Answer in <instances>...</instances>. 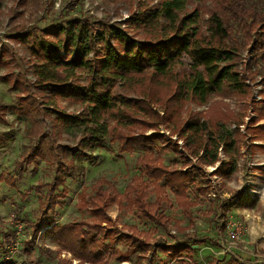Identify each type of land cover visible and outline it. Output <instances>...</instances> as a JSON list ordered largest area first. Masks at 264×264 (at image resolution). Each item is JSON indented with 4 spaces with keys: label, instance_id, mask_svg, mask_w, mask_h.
<instances>
[{
    "label": "trees",
    "instance_id": "1",
    "mask_svg": "<svg viewBox=\"0 0 264 264\" xmlns=\"http://www.w3.org/2000/svg\"><path fill=\"white\" fill-rule=\"evenodd\" d=\"M126 1L137 2V10L129 20L143 37L130 34L129 29L117 23L97 21L93 26L88 20L75 18L66 25L45 28L42 36H37L35 30L23 31L24 26L20 25V31L13 32L9 38L29 52L25 62L29 63L34 80L29 83L23 74L13 71L0 75V80L9 81L10 87L18 91V103L13 106L17 113L47 116L57 125L66 127L84 126L77 144H62L53 138L46 144L43 140L37 141L28 146L19 160L21 170L40 157H45L55 169L50 181L37 182L24 193L45 188L38 199L37 218L30 225L34 233L43 229L58 245L59 252H70L80 264H105L103 254L119 253L111 251V242L116 239L135 242L140 250L150 245L149 233L135 226H129L130 231H120L119 235H115L113 228L106 227L115 225V219L107 213L111 203L119 207L126 205L142 218L167 228L171 218L162 206L168 189L182 214L193 222L192 207L196 202L190 198L188 190L196 187L206 194L212 188L209 182L204 186L196 185L195 175L199 172L203 175V166L218 161L213 175L227 179L237 170L241 145L235 144L233 135L238 133L232 134L221 127L231 113L227 103L216 98L251 97L249 83L256 74L260 75L264 96V6H249L245 0ZM203 13L207 14L205 20ZM233 22L237 23L242 36L232 28ZM246 47L253 51L249 62L241 61V51ZM184 54L192 61L190 71L181 69ZM259 61L261 65L256 68ZM9 64L18 65L10 49L1 44L0 66ZM120 81L125 92H119ZM130 92L138 97L129 96ZM60 100L77 101L81 109L77 113L65 112ZM188 101L200 104L211 101L222 110L204 118L199 111H189L187 118L181 121ZM260 101L264 103V98ZM160 110L163 115H159ZM254 110L264 116V108ZM141 114L144 119H137ZM109 120L116 121V126L112 127ZM139 123H144V128L162 123L176 130L186 140L182 145L184 150L197 159L198 169L182 170L176 164H165L153 151L158 135L149 138L145 133L133 132ZM247 129L262 140V144L247 145L264 152V122ZM105 137L116 142L119 153L142 152L136 160L139 173L131 176L122 192L104 177L90 187L83 186L77 193V206L89 217L77 222L55 223L49 218V212L67 196L65 172L74 167L73 159L88 158V150L100 145ZM3 138L0 136V141ZM165 147L176 151L174 146ZM220 150L226 156L223 159L218 154ZM181 160L183 166L190 165L186 157ZM1 180L15 184L9 174L7 177L0 174ZM151 194L153 200L149 199ZM213 211L215 205L210 203L208 212ZM174 225L176 229H186L179 225V220H175ZM219 230H225L224 220ZM10 235L14 236L13 232ZM153 247L171 260L185 255L189 264H194L193 249L188 244L158 243ZM231 259L230 264H243L237 258ZM62 261L69 259L64 256ZM216 261L213 259L208 264H216Z\"/></svg>",
    "mask_w": 264,
    "mask_h": 264
},
{
    "label": "rangeland",
    "instance_id": "2",
    "mask_svg": "<svg viewBox=\"0 0 264 264\" xmlns=\"http://www.w3.org/2000/svg\"><path fill=\"white\" fill-rule=\"evenodd\" d=\"M245 1L249 6H264V0ZM136 10L137 2L131 3L126 0H0V45L3 44L10 49L18 64L0 66V75L13 71L23 74L29 83L34 80V75L28 68L29 63L25 62L29 52L15 45L9 38L13 32L20 31L18 28L20 25L24 26L23 31L35 30L37 36H42L45 28L66 25L70 19L75 18L88 20L93 26L97 25V21L105 24L117 23L129 29L130 34L143 37L144 34L137 33L130 24L129 17ZM203 18L204 20L207 18L206 13H203ZM232 25L236 34L242 36L237 23L233 22ZM240 55L241 61L249 62L253 51L246 47L242 49ZM191 64V59L184 54L181 58V69L190 71ZM260 65L259 61L255 66L258 68ZM120 83L121 81L118 83L119 92H125V88H122L123 83L122 85ZM10 84L9 81L0 80V136L4 137L0 141V174H5L6 177L9 174L15 179L13 186L8 180L7 183L4 180L0 181V264H80L70 252L66 250L59 252L58 245L51 236L44 234L43 229L34 233L30 225L37 218L38 199L44 194L45 188L32 189L27 195L24 193L29 186L37 182L50 181L56 173L55 169L46 162L45 157L23 166L22 170L19 160L28 146L37 141L43 140L46 144L47 140L53 138L58 143L77 144L84 126L66 127L57 125L47 116L17 113L13 106L18 103V91L10 87ZM249 84L251 97L216 98L226 102L227 110L231 113L221 127L232 134L237 131L238 134L233 137L235 144L241 145L234 174L227 179L214 176L213 172L219 161L203 166V175L197 171L196 185L210 182L212 188L206 194L200 193L196 187H190L188 190L190 198L196 202L192 207L193 222L182 214L168 189L167 200L162 206L164 212L171 218L167 228L142 218L126 205L119 207L116 203L109 204L107 213L115 219V225L106 226V223H103V226L113 228L115 235L128 230L131 225L135 226L138 230L149 233L150 245L145 250H140L135 242L116 239L111 242V251L118 250L119 253L103 254L105 264H189L190 261L185 255L171 260L153 247L158 243L172 242L190 245L193 249L194 264H208L213 259H217L216 264H230L233 257L243 264H264V152L247 145L262 144V140L247 129L264 122V116L259 115L258 110H254L264 108V103L260 101L264 98L261 94L263 85L260 75L256 74ZM33 88L32 91L35 92ZM129 96L138 97L132 92ZM59 104L65 112L77 113L81 109V104L77 101L60 100ZM212 104L211 101L202 104L186 102L181 121L187 118L189 111H199L204 118V115L215 114L218 109L222 110L221 107L217 108ZM163 114L160 110L159 115ZM136 118L144 119V115H138ZM237 120L241 121L237 123ZM109 123L112 127L117 124L114 120H109ZM143 124H137L133 132L145 133L149 138L158 135L153 151L163 158L165 164H176L177 168L182 170L198 169L197 159L184 150L182 145L186 144V140L176 130L173 131L162 123L145 128ZM124 129L128 130V127ZM214 137L217 138V135ZM165 145L174 146L176 151L166 148ZM88 152L90 153L88 158L73 159L74 167H69L65 172L67 196L62 199L60 205L49 212V218L55 223L77 222L89 217L77 206V193L83 186L90 187L97 179L104 177L122 192L131 176L140 171L136 160L142 152L136 150L119 153L116 142H111L108 137ZM218 154L220 159L226 157L222 150ZM182 157L189 160L188 167L183 166ZM149 199H154L152 194ZM210 203L215 205V211L211 213L208 212ZM222 213H225V219L220 217ZM175 220H179V225L185 226L186 229L184 231L176 229ZM223 220L225 230L220 231L219 227ZM15 222L21 225L19 230L14 227ZM10 232H13L14 236L10 235ZM196 240L201 241L193 244ZM46 248L51 251L41 253V250ZM64 256L69 261L63 262Z\"/></svg>",
    "mask_w": 264,
    "mask_h": 264
},
{
    "label": "built area",
    "instance_id": "3",
    "mask_svg": "<svg viewBox=\"0 0 264 264\" xmlns=\"http://www.w3.org/2000/svg\"><path fill=\"white\" fill-rule=\"evenodd\" d=\"M14 227H15V228H18V230H19V229L21 228V225H20L18 222H15V223H14Z\"/></svg>",
    "mask_w": 264,
    "mask_h": 264
},
{
    "label": "crops",
    "instance_id": "4",
    "mask_svg": "<svg viewBox=\"0 0 264 264\" xmlns=\"http://www.w3.org/2000/svg\"><path fill=\"white\" fill-rule=\"evenodd\" d=\"M214 176H217V175H214ZM218 178H220V179H223V178H221V177H219V176H217ZM210 183V182H209ZM206 184V183H205ZM205 184H201L200 186H204ZM211 190V189H210ZM172 243H174V242H172Z\"/></svg>",
    "mask_w": 264,
    "mask_h": 264
}]
</instances>
